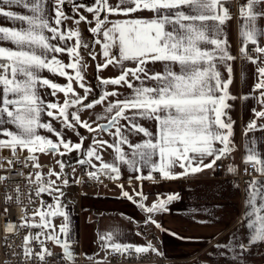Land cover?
I'll use <instances>...</instances> for the list:
<instances>
[{"label": "snow or ice", "instance_id": "6c2138e0", "mask_svg": "<svg viewBox=\"0 0 264 264\" xmlns=\"http://www.w3.org/2000/svg\"><path fill=\"white\" fill-rule=\"evenodd\" d=\"M225 2L115 0L112 3L110 0H93V4L88 5L82 0H55L54 17H50L46 0H0V16L22 22L20 27L0 26V42L13 45L11 48L0 46V149H11L13 153L17 147L26 149L29 153L26 160H37V153L64 157L77 152L75 163L88 165L92 171L86 175L93 180H98L101 175L119 179L120 165L138 173L137 180H154V172L159 173L161 179H178L212 169L218 160L232 151L230 137L233 122L227 117L226 109L230 105L226 101L235 99L228 92L233 71L229 61L235 57L229 52L226 38H221V26L231 19L228 9L223 6ZM69 3L72 4L73 16L64 11ZM12 6H21L28 14L12 11ZM81 9L91 13L92 20L81 14ZM145 10L156 15L150 20L108 19L111 15L128 17ZM102 14H105L103 19ZM239 14L241 57L256 64L260 54H264V47L260 46L264 28L257 26V21L264 18V0H245L239 6ZM68 19H72L76 27L66 26ZM81 22L95 24L88 29L92 35L91 44L82 37L78 27ZM73 39L74 43H70ZM249 44L254 46L251 52ZM95 45H100L99 55L103 57V62L96 64L97 72L110 65L121 68L116 77L98 78L100 86L126 85L130 90L128 94L104 91L99 97L90 99L94 88L86 83L87 65L81 52H86L88 58L95 61L98 55L93 51ZM62 55L68 57L67 63L60 59ZM125 62H131L135 67H125ZM157 62L163 64L162 71H153L148 67ZM218 65L225 67L228 73L226 80L222 79ZM44 71L65 78L67 83L61 85L44 77ZM257 73L259 79L254 91H260V102L264 104V67H259ZM74 81L84 90L83 96L75 92ZM42 88L50 89L53 97L63 93V102L46 101L40 95ZM109 96L117 99L109 102L102 114H96V121L104 120L105 123H96L93 127L89 121L81 119L82 110L104 103ZM253 111L257 118H264V111ZM42 115L51 119L42 121ZM140 120L155 121L156 131L142 126ZM53 121H58L60 127H55ZM7 125H12L14 130ZM81 128L89 133H108L112 141L93 136L92 143L86 145ZM38 129L51 133L55 140L51 136L40 135ZM65 129L75 133L78 142L66 138ZM255 130H264V125L258 129L256 120L250 121L245 135ZM134 134H142L145 139L133 143L130 136ZM217 144L221 146L216 147ZM104 147L114 152L111 162L103 161L100 152ZM205 158H211L210 162L205 163ZM93 161H99V167ZM8 163L11 164V161ZM57 163L60 165L59 173L50 169L46 177L41 172H37L34 178L31 174L27 177L32 189L30 202L33 195L41 197L47 194L53 198V203L41 199L40 207L34 209L31 216L26 214L21 218V227L41 229L24 238L22 254L28 261L39 260L44 264L47 257L54 255L44 247L41 237L46 236L61 247L64 259L74 264L76 257L67 240L61 238L67 235L69 228L68 213L61 203L64 192L60 186L69 184L70 176L65 172L68 164L63 159ZM248 163L264 177V154L258 150L255 140L251 146H246L245 164ZM34 167L41 166L37 162ZM176 167L182 171L175 172ZM144 168L148 169L146 177L142 172ZM228 170L234 171L232 167ZM74 173L73 168L72 175ZM53 176L55 179H52ZM4 179L0 177V181ZM75 182L80 181L77 178ZM16 192L19 200V188ZM122 195L133 200L127 191H123ZM136 195L147 200L143 192ZM11 199L6 195V200ZM175 199L178 195L158 199L150 206L140 203L138 207L146 214L144 226L151 224L159 227L154 215L168 211L167 204ZM246 208L247 242L231 237L226 244L216 245L218 249H223L222 255L234 252L237 257L243 258L253 245L264 243V180L254 178L249 183ZM57 216L64 219L59 226V234L52 223V218ZM118 235L112 230L100 235L102 247L120 255L131 252L161 255L150 242L146 245L122 244L117 242ZM32 240L39 242L40 251L33 252L30 246Z\"/></svg>", "mask_w": 264, "mask_h": 264}, {"label": "crops", "instance_id": "0c3cea01", "mask_svg": "<svg viewBox=\"0 0 264 264\" xmlns=\"http://www.w3.org/2000/svg\"><path fill=\"white\" fill-rule=\"evenodd\" d=\"M228 1L230 0H226V2ZM82 2L88 5L93 4V0H82ZM110 2L115 3V0H110ZM54 8L55 0H46V10L50 17H54ZM10 10L20 14H28L27 10L21 6H12ZM64 11L68 16L74 15L71 3L64 7ZM80 12L87 16L89 20H92L91 13L84 11V9H81ZM104 15H101L102 19ZM155 15V13L145 10L133 13L128 17L111 15L108 16V19L110 21L137 18L150 20ZM230 16L231 19L221 26V38H226L229 52L235 57L234 60L229 61L233 71L232 82L228 86L230 96L235 97V99L226 101L230 105L226 109L227 117H230L233 122L230 137L232 151L229 153L231 161L223 170L216 171L215 166L220 161L218 160L212 169H205L196 175H188L178 179H161L160 174L154 172V180H137L138 173L130 171L126 165H120L119 179H111L108 184L101 185L94 190H87L75 182L77 180L78 164L75 163L77 152H72L64 157L52 153L36 154L38 160L51 161L54 165L53 170L58 173L60 172L58 160L63 159L68 164L65 172L70 176L69 184L60 186L64 192L61 203L68 213L69 228L67 235L61 238L66 239L69 243L76 257L74 264H91L93 260L102 262V264H117L108 263L109 249L105 250L101 245L100 235L110 230L119 233L117 242L122 244L146 245L150 242L161 253V256L167 260L166 264H264L263 243L253 245L244 254L243 258L237 257L234 252L222 255L223 249L216 247L218 244H226L233 236L245 243L247 242L248 229L245 212L247 211L248 186L254 178L264 180V177L258 172L243 184L236 179L240 167L245 164L246 146H251V142L255 140L258 150L261 154H264V130L247 132V135H245L250 121L256 120L258 129L259 126L264 125V118H257L253 111V109L264 111V104L260 102V91H254V85L259 79L257 69L264 67V54H260L259 62L256 64L250 63L241 57L240 14L236 17L231 14ZM82 24L86 28L84 27L81 30L80 26ZM21 25L22 22L20 21L8 20L0 16V26L20 27ZM65 25L76 27L72 19L66 20ZM93 26H95L94 22L92 24L81 22L78 26L82 37L90 44L92 35L88 29ZM257 26L264 28V18L257 21ZM70 43H74V39ZM0 46L13 47L7 42H0ZM260 46L264 47V38H261ZM253 47L251 44L248 45L250 52ZM93 51L98 54L95 61L89 59L86 52H81L87 65L85 69L86 78L89 77V70L91 69L88 68L89 60L92 61L95 72H97L96 64L103 62L102 55H99L100 45H95ZM252 54L255 55V53ZM60 59L65 63L68 62L66 55L60 56ZM125 67H135V65L131 62H125ZM148 67L159 72L163 70L164 66L162 63L157 62L148 65ZM218 70L221 72L222 79L226 80L228 73L225 67L218 65ZM97 73L100 75L99 78H113L121 73V68L110 65ZM42 75L61 85L67 83L65 78L53 75L48 71H44ZM73 88L80 96L84 95V90L75 81L73 82ZM114 90L123 95L128 94L130 91L126 85H107L103 86L102 93ZM50 92L51 90L47 88L40 89V95L46 101L59 100L61 103L63 102L65 98L63 93H58L56 97H53ZM244 96H248V98L243 99ZM116 99L117 97L109 96L104 103L97 104L92 109L82 110L80 112L81 119L89 121L93 127H96V123L106 122L104 120L96 121V114H102L107 104ZM227 117H225V120H227ZM50 119L45 115L41 116L42 121ZM139 122L149 130L156 131L155 121L140 120ZM121 123L126 122L121 121ZM53 124L57 128L60 127L58 121H53ZM7 127L14 130L12 125H7ZM84 130L81 134L87 137L86 145L92 143L93 136L97 139L112 141V137L108 133H89L86 129ZM38 133L43 136H51L55 140V137L44 129H38ZM64 135L74 143L78 142V137L72 131L65 129ZM3 138L7 139V137ZM130 139L133 143H136L145 139V137L142 134H134L130 136ZM215 146L220 147L221 145L217 144ZM125 150H127L126 146ZM61 151H63L62 148ZM100 154L104 162L113 160L114 152L110 148H102ZM210 160L211 158H205L204 162L208 163ZM93 162L99 167V161ZM84 166L88 170H92L88 165ZM229 167H232L234 171L230 172ZM73 168L75 169L74 175H72ZM174 171L180 172L182 169L176 167ZM48 172H45V177ZM142 172L145 177L148 175L147 168L142 169ZM52 179H55V177L53 176ZM121 185L123 188H121ZM123 191H127L133 197V200L124 198ZM137 192H143L147 200H142L141 197L136 195ZM53 195L56 194L53 193ZM169 195H178V199L167 204L168 211L154 215L153 218L159 227L151 224L144 226L143 222L146 214L138 205L144 203L150 206L158 199H166ZM41 199L49 204L53 203V198L47 194H42ZM36 222H39L38 217ZM52 223L56 226V233L59 234V226L64 223L63 217L52 218ZM138 233L140 234L138 235ZM44 247L53 254L62 253L61 247L46 239V236H44ZM88 257H94V259Z\"/></svg>", "mask_w": 264, "mask_h": 264}, {"label": "built area", "instance_id": "2783aa9c", "mask_svg": "<svg viewBox=\"0 0 264 264\" xmlns=\"http://www.w3.org/2000/svg\"><path fill=\"white\" fill-rule=\"evenodd\" d=\"M245 0H230L224 3V7L228 9L229 14L236 17L239 15V6ZM29 155L27 150H21L17 147L15 153L11 149H0V177H5L0 181V264H41L39 260L28 261L22 254V246L24 238L29 234H36L41 231L39 228L21 227V218L26 214L29 216L33 210L40 207L41 197L32 196L31 202L29 194L32 189L29 186L27 177L29 174L35 177L37 172L45 174L50 169L53 170L54 165L51 161L26 160ZM11 161V164L8 163ZM231 157L229 153L220 159L215 168L217 172L229 164ZM39 163L40 168L34 167ZM88 170L84 165H77V178L79 185L87 190H94L101 185L111 182L105 175H101L98 180L89 179L86 175ZM256 171L253 170L251 163L243 164L240 167L239 174L236 179L241 183H245L247 179L253 177ZM19 188V200H17L16 189ZM6 195L11 196V200H6ZM9 237V238H6ZM44 240V236L41 237ZM33 252L40 251V244L36 240L31 241ZM264 247V243H263ZM12 253H15L13 255ZM97 260H93L91 264H97ZM167 260L155 252L146 254H136L131 252L126 255H120L108 250V263L117 264H166ZM44 264H71L64 259L61 252L55 253L51 257H47Z\"/></svg>", "mask_w": 264, "mask_h": 264}, {"label": "rangeland", "instance_id": "374dc122", "mask_svg": "<svg viewBox=\"0 0 264 264\" xmlns=\"http://www.w3.org/2000/svg\"><path fill=\"white\" fill-rule=\"evenodd\" d=\"M84 27L86 28V26L84 24H82L80 26L81 30ZM88 62H89V67L88 68H91V69L89 70V77L86 78V83L89 86H93V88H94L93 92L91 93L92 95H90V98L91 97L96 98V97H99L101 95L102 90H103V86H100V81L98 79L100 75L97 72H95V67L92 64V61L89 60ZM82 131H85V130L81 128L80 132L82 133ZM84 134H85V132H84ZM39 160L42 161L41 159H39Z\"/></svg>", "mask_w": 264, "mask_h": 264}, {"label": "water", "instance_id": "95a60500", "mask_svg": "<svg viewBox=\"0 0 264 264\" xmlns=\"http://www.w3.org/2000/svg\"><path fill=\"white\" fill-rule=\"evenodd\" d=\"M105 123V122H104Z\"/></svg>", "mask_w": 264, "mask_h": 264}]
</instances>
